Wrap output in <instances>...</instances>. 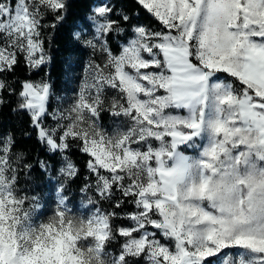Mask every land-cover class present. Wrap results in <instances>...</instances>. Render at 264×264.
Wrapping results in <instances>:
<instances>
[{"label":"snow or ice","instance_id":"1","mask_svg":"<svg viewBox=\"0 0 264 264\" xmlns=\"http://www.w3.org/2000/svg\"><path fill=\"white\" fill-rule=\"evenodd\" d=\"M74 6L0 0V264H264V0H97L59 95Z\"/></svg>","mask_w":264,"mask_h":264},{"label":"trees","instance_id":"2","mask_svg":"<svg viewBox=\"0 0 264 264\" xmlns=\"http://www.w3.org/2000/svg\"><path fill=\"white\" fill-rule=\"evenodd\" d=\"M95 2H97V0H75V6L72 9L73 15L69 19L68 25L59 29L55 34L52 46L53 61L49 68L45 71L50 73V78L53 81L57 94H62L65 88L68 87L69 74L71 71L74 70V68L77 69L80 64L87 59L86 54L73 44L70 38V28L73 22L81 20L85 16L89 10V7ZM127 6L130 8L135 7V5L131 3H127ZM139 22L151 25L153 27H158L156 21L144 14L141 15ZM69 58H71V70ZM43 74V72L33 73L31 76H29L27 69L24 67L23 63H21V65L17 68L15 75L18 80H23L37 79ZM16 87L19 89V84H17ZM7 99H9L11 103L5 106L2 109V112H0V128L4 130L13 129L17 132L22 129H26L28 126V116L25 114H20L17 116L11 113V108L16 104V97H7ZM103 120L104 122L107 121L108 123L109 118L103 116ZM21 146L28 149L32 154L39 152L41 155H43V150L36 143L35 139L22 140ZM77 155L80 156L79 154ZM78 163L81 169H83L84 163ZM34 183L42 184V181H40L39 177L37 176ZM44 194L46 195V191ZM105 206L107 207V205Z\"/></svg>","mask_w":264,"mask_h":264},{"label":"rangeland","instance_id":"3","mask_svg":"<svg viewBox=\"0 0 264 264\" xmlns=\"http://www.w3.org/2000/svg\"><path fill=\"white\" fill-rule=\"evenodd\" d=\"M82 67H83V62L80 64V66L77 69L74 68V70L71 71V73L69 74L68 87L65 88V90L62 92V94H59V95H68V94H70V92L73 89H75L77 87V84L75 82H73V81H78L79 80ZM70 76H71V78H70ZM104 116L108 117L107 114H105ZM103 124H104V126L106 128H109L110 129L112 127L113 122H112L111 118H109L108 123H107V121L104 122V120H103ZM77 154H76L77 162H81L83 164L84 161L86 160V157H84V156H78Z\"/></svg>","mask_w":264,"mask_h":264}]
</instances>
